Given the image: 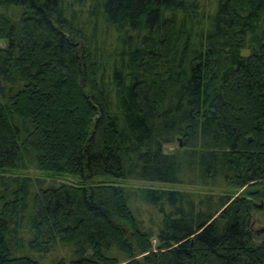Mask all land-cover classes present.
<instances>
[{"label":"trees","instance_id":"1","mask_svg":"<svg viewBox=\"0 0 264 264\" xmlns=\"http://www.w3.org/2000/svg\"><path fill=\"white\" fill-rule=\"evenodd\" d=\"M0 41V264H264V0H0Z\"/></svg>","mask_w":264,"mask_h":264},{"label":"rangeland","instance_id":"2","mask_svg":"<svg viewBox=\"0 0 264 264\" xmlns=\"http://www.w3.org/2000/svg\"><path fill=\"white\" fill-rule=\"evenodd\" d=\"M5 44L4 41H0V46L3 47ZM182 143V141H181ZM163 153L165 154H172L179 150H184L183 144L180 147L177 138L174 142L165 144L162 148ZM19 174V173H17ZM20 175H26L30 176L32 178H40L45 179L47 182L55 179L58 182H64V183H72L76 184L77 179L72 176H62V177H55L51 178L48 177L45 173L36 172V171H26V172H20ZM189 182V183H188ZM121 185H124L129 188H155V189H162V190H173V191H179V192H186V193H193V194H201V195H215L219 196L224 194L225 191H223L220 188L212 189L210 187H199L197 185H194L190 183V181H183L181 184L176 185H169V184H150V183H144L140 181H128V182H120ZM253 185H249L247 187H244L242 189H236L233 192H230V195L234 198H245L249 199L255 202L256 211H254V220L252 231L254 235L257 237V239H260L262 237V234L264 233V209L263 204L259 202V200L255 201L254 193L258 191L259 189H254L251 187ZM229 193V192H228ZM144 210V209H143ZM127 237L130 238V233H127ZM260 241V240H259ZM152 248L154 249L156 246V241L152 239L151 241Z\"/></svg>","mask_w":264,"mask_h":264},{"label":"water","instance_id":"3","mask_svg":"<svg viewBox=\"0 0 264 264\" xmlns=\"http://www.w3.org/2000/svg\"><path fill=\"white\" fill-rule=\"evenodd\" d=\"M248 141H250V138L248 139ZM177 142H178L179 146L181 147L182 143H181V139L180 138H177Z\"/></svg>","mask_w":264,"mask_h":264}]
</instances>
